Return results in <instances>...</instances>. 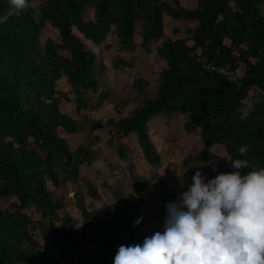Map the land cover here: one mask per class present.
Wrapping results in <instances>:
<instances>
[{
  "label": "trees",
  "instance_id": "trees-1",
  "mask_svg": "<svg viewBox=\"0 0 264 264\" xmlns=\"http://www.w3.org/2000/svg\"><path fill=\"white\" fill-rule=\"evenodd\" d=\"M34 1L0 24V264H64L60 258L67 255L60 248V257H54L37 234L43 239L48 232L57 234L55 222L61 221V237L71 239L73 218H59L64 206L58 191L68 181L80 182V166L94 142L89 138L88 146L73 148L67 136L102 129L104 122L92 120L85 112L108 101L112 92L103 59L75 30L105 50L112 49L107 39L113 36L118 52L115 69L132 71L141 48L151 52L149 45H155L157 56L165 61L155 98L112 123V138L136 134L146 156L153 164L160 163L147 122L156 114H178L186 116L185 130H199L203 142L187 165L209 162L211 148L222 144L229 155L234 152L235 158L264 167V14L259 7L264 0H198L195 8L178 0H43L37 8ZM89 8L92 18L86 19ZM7 9L8 0H0V14ZM165 16L188 26L189 36L167 38ZM191 23H196L194 28ZM48 25L58 31V41H43L42 31ZM137 35L142 37L140 45ZM239 61L246 65L240 80L205 68L233 70ZM62 81L68 83V91L60 88ZM137 82L140 89L144 84ZM243 97L257 101L246 120L239 119ZM65 102L75 106L76 117L63 112ZM241 146H248L246 154L239 153ZM119 153L123 157L122 148ZM229 163L228 156L210 161L208 178L223 172ZM88 189L96 196L92 186ZM4 200H9L8 205L2 204ZM116 210L112 228L100 217L111 214L113 207L82 210L101 228L102 245L111 254L115 242L139 243L128 207L120 204ZM162 214L165 218V207ZM85 229L92 235L90 228ZM124 231L129 236L126 242L118 238ZM60 243L57 240L52 249ZM77 248L72 247V252ZM109 257L96 258L97 263L113 264Z\"/></svg>",
  "mask_w": 264,
  "mask_h": 264
},
{
  "label": "crops",
  "instance_id": "crops-1",
  "mask_svg": "<svg viewBox=\"0 0 264 264\" xmlns=\"http://www.w3.org/2000/svg\"><path fill=\"white\" fill-rule=\"evenodd\" d=\"M178 1L188 8H195L198 6V0ZM168 18L170 20L172 19L169 16H165L164 20ZM172 21L178 23V25L172 28V34L171 36H167L168 38L179 39L189 36L187 34L188 28L182 21H175L173 19ZM195 25L196 23L189 24L190 27H195ZM174 29H178L179 33L174 34ZM114 42L113 36H108L107 43L113 44V47L107 51L113 49H115V51L117 50V45H115L116 43ZM188 45L192 46L193 42L190 40ZM96 47L97 52H99L95 53L99 55L100 60L104 59L102 53L105 49L98 46ZM115 62L113 63V68ZM141 63L142 62L139 60V63L134 66L133 70L136 67L139 68ZM164 67L165 61L163 60L161 71ZM115 71L119 73L123 70L115 69ZM108 73L107 71V74ZM110 75L111 76L108 75L109 83L113 81L112 77L117 74ZM110 87L113 88V91L117 92V95L121 98L119 104L116 105L119 106L123 103V109L120 111V108L113 104V101H110V96L108 101L96 107L93 112H85L92 120L104 122L103 128L96 130L99 133L93 132L94 135L93 133L89 134L85 132L75 136H67L73 148L88 146L90 143L88 140L89 138H92L94 144L91 150H89L90 154L86 159L87 161L80 166V182L73 185L68 181L58 191V195L64 206V208L59 211V218L62 219L64 216L69 215L73 218L74 224L80 223L84 228H90L91 234H93L96 229L101 228H96L94 226V220L87 219L82 210L95 211L104 209L105 207H113V212L111 214L108 215L105 212L100 217V219L104 221L106 227L109 226L112 228L113 225L110 223L117 214L116 208L121 204L124 207H128L130 210L134 224L137 220H140L139 224H135L136 230L134 231V237L139 243H142L146 236L153 234L155 231L163 230V207L166 209L167 203L178 200L182 191L191 183V168H194L195 172L197 170L195 167L199 165V169L205 175V179H209L206 168L209 162L212 161L211 158L214 156L213 160H215L225 157L224 153H222L225 148L222 144H216L211 148L212 155L209 162H192L187 165L186 161L189 158L195 157L203 147L199 130L190 133L185 130L184 123L186 121V116L178 114L170 116L167 114H156L147 122V131L150 135L154 151L161 158L160 163L153 164L146 156L144 148L141 146L136 134H131L127 137H119L118 139L112 138L110 130H114V126L111 124L132 114L134 107L138 105L134 104V100L138 95L136 97L135 95L131 96L130 100L128 98H123L122 94L118 92L117 83ZM144 87L145 86H141L139 89L133 84L132 90H137V93L144 94V90L146 89H144ZM60 88L68 91V83L62 81L60 83ZM62 109L63 112H71L72 115H76V108L71 102H65ZM85 113L84 115H86ZM108 120L110 121L107 123ZM105 125L107 127H105ZM119 148L123 149V157L119 153ZM216 150L220 155L218 158L214 155V151ZM163 168L165 170L159 171ZM178 173L180 176H178ZM181 181H183V187L180 186ZM88 186L94 188L96 196L91 195ZM167 188L170 193H168ZM141 217L142 219H140ZM61 224V221L55 222V226L59 231H57L55 235L48 232L46 235L47 239H43L40 234L42 241L45 242L43 244L40 240V243L45 246L46 249L51 250L52 255L56 258L60 257V248L67 251V255L60 258L64 264H84L87 261H90L88 264H98L97 257L91 259L86 258L82 256L81 253H78V248L72 252L71 248L74 246H71V243L74 234H72L69 241H67L66 238H62L60 234ZM56 237H58V239ZM118 238L126 242L129 238L128 232L124 231L118 234ZM56 239L61 240L63 244L60 243L57 249H52L53 244L57 241ZM122 244L127 246L126 243L120 241L113 244L112 254H110L109 257L112 263L119 246ZM75 246H77V244Z\"/></svg>",
  "mask_w": 264,
  "mask_h": 264
},
{
  "label": "clouds",
  "instance_id": "clouds-1",
  "mask_svg": "<svg viewBox=\"0 0 264 264\" xmlns=\"http://www.w3.org/2000/svg\"><path fill=\"white\" fill-rule=\"evenodd\" d=\"M28 6L29 0H8L0 24ZM256 102L241 98L240 120ZM238 151L246 154L248 146ZM230 162L232 171L207 180L197 168L179 199L166 204L163 230L120 245L113 264H264V167L247 159Z\"/></svg>",
  "mask_w": 264,
  "mask_h": 264
},
{
  "label": "rangeland",
  "instance_id": "rangeland-1",
  "mask_svg": "<svg viewBox=\"0 0 264 264\" xmlns=\"http://www.w3.org/2000/svg\"><path fill=\"white\" fill-rule=\"evenodd\" d=\"M42 3H43V0H35L32 3V5H33V7L37 8ZM259 7L261 8L262 13L264 14V3H262ZM92 14H93V10H92V8H89V11L86 14L85 18L86 19L92 18ZM164 21H165L164 24H165V28H166L165 29L166 30V37L167 36H171V34H172V32H171L172 31V28L174 26L178 25V23L173 22L172 19L170 20L169 18L166 19V20H164ZM138 28L141 29V26L139 25ZM187 28H188V26H187ZM190 28H194V27H190ZM75 33L77 35H79V36L82 37L83 41H85L88 44V47L92 51L97 52V47H96L95 44H93L92 42L86 40L83 37V35H81L77 30H75ZM41 36H42L43 41H45L47 39H52V40H55V41H58L59 40V33H58V31L55 28H53L52 26H50V25H48V27L42 31V35ZM136 43L138 45H140L142 43V37L140 35H137V37H136ZM149 46L151 47V49H150L151 52H148V53L145 51V49H142L141 48L142 55L140 56V59L139 60L142 63L140 64V67L139 68L136 67L131 72L122 71V72H119L118 73L113 68V63L115 62V59L118 56L117 50L116 51H115V49H113L111 51L104 50V52L102 53V55L104 56L103 62L108 67V72H109L108 75L111 76L110 74H117L116 76H113L112 77V80L113 81H111L109 83L110 86L111 85H114L115 83H117L118 92H120L122 94V97L123 98H128V99L131 100V96L135 95V97H136L138 95L136 97V99L134 100V104H136V105L137 104L138 105L139 104L140 105H143L149 99L154 98L155 95H156V90H157L158 84H159V73H160L161 68H162V65H163V60L160 59L157 56V54H156V46L155 45H149ZM117 79H119V80H117ZM136 81H138V82L139 81H142V84H144L143 85V86H145L144 89L146 88L144 90V94L137 93V90H135V91L132 90V86H133V84H136ZM138 82H137V84H138ZM120 99L121 98L119 97V95H117V92L113 91V88H112V93H111V99H110V101H113L114 102L113 104L116 105V104H119V102H120L119 100ZM117 107H119L120 108V111H121L123 109L124 105L122 103V105H119ZM105 127H107V126L105 125ZM95 132H98V131H95ZM100 136H104V135H100ZM222 153H224V155L226 157L228 156L229 162H230L231 159H234L235 158L234 152L231 153V155H229L228 152H227V150H226V148L224 149V151H222ZM214 155H215L216 158H218L220 156L219 155V152L217 150L214 151ZM213 158H214V156H213ZM213 158H211V159L213 160ZM195 168L196 169L199 168V165H197ZM163 170H165V169L163 168V169H160L159 171H163ZM232 170L233 169L231 167V162H230L229 165L226 167V169L223 172H230ZM190 172H191V177H192L193 176V173H194V168H191V171ZM178 176H180V175H178ZM167 190H168V193H170V191H169L168 188H167ZM8 202H9V200H4L2 202V204L4 206H6V205H8ZM31 216L33 217V212L31 213ZM34 218H36V216H34ZM40 234L41 233L39 232L37 235H38V238L42 241V238H41V235ZM44 243L45 242H43V244ZM88 262H90V261H87L84 264H88ZM73 264H75V263H73Z\"/></svg>",
  "mask_w": 264,
  "mask_h": 264
},
{
  "label": "built area",
  "instance_id": "built-area-1",
  "mask_svg": "<svg viewBox=\"0 0 264 264\" xmlns=\"http://www.w3.org/2000/svg\"><path fill=\"white\" fill-rule=\"evenodd\" d=\"M233 54L235 57L239 58L238 53L235 52ZM205 68L208 72L217 71L220 74L227 75L236 80L242 79L246 74V65L242 61H239L237 67L233 70L217 69L212 65H207ZM71 232L77 236L78 251L86 258L91 259L93 257L103 258L110 256L111 251L107 250L102 245L103 232L101 229H96L92 235H89L80 223H76L73 224Z\"/></svg>",
  "mask_w": 264,
  "mask_h": 264
},
{
  "label": "water",
  "instance_id": "water-1",
  "mask_svg": "<svg viewBox=\"0 0 264 264\" xmlns=\"http://www.w3.org/2000/svg\"><path fill=\"white\" fill-rule=\"evenodd\" d=\"M77 243H78L77 236H76V235H73V236H72V243H71V246H75Z\"/></svg>",
  "mask_w": 264,
  "mask_h": 264
}]
</instances>
